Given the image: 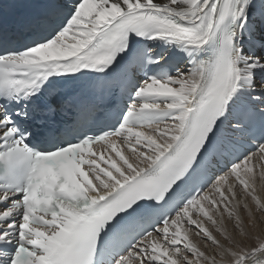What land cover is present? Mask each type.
<instances>
[{
    "label": "snow or ice",
    "instance_id": "1",
    "mask_svg": "<svg viewBox=\"0 0 264 264\" xmlns=\"http://www.w3.org/2000/svg\"><path fill=\"white\" fill-rule=\"evenodd\" d=\"M3 13L0 264H264V239L243 244L221 219V243L193 218L226 214L247 235L236 185L264 212L253 154H237L245 139L264 154V0H48L15 27ZM118 80L115 124L50 121L88 107L67 81Z\"/></svg>",
    "mask_w": 264,
    "mask_h": 264
},
{
    "label": "bare ground",
    "instance_id": "2",
    "mask_svg": "<svg viewBox=\"0 0 264 264\" xmlns=\"http://www.w3.org/2000/svg\"><path fill=\"white\" fill-rule=\"evenodd\" d=\"M258 159V161L254 160ZM261 161V162H260ZM264 164V154L258 153L253 155V159L250 162V166H253L255 173V189L256 195L264 202V176L261 173H264V167L261 165ZM243 175V171H242ZM258 176V177H257ZM229 183H234L233 178H229ZM207 189L206 191H208ZM236 198L232 200V204H238V212L243 221V228L247 235H241L239 230L234 227V220H230L225 214L223 218L213 211L211 214L217 221V225L214 226L211 222L207 221L206 218L198 217L195 213L193 215L194 219L203 220L204 226L209 229V231L219 240L221 243H226L225 238L221 235L220 232L216 231V227L220 225L221 219H223V224L227 230V234L234 237L236 240L240 241L243 244L252 245L256 243L257 239H264V212L258 211L255 203L251 200L250 197L245 196L244 190L236 185ZM247 204L248 207L245 208L244 204ZM231 206V205H230ZM188 225L185 224L183 226L184 229H188ZM189 236V240L198 247L201 252H204L206 256H213L216 253V249L214 245L208 241L202 234L198 235L196 231L189 230L187 232ZM183 252V248H182ZM190 258H192L190 256ZM217 259L219 257L217 256ZM203 264H207V262H203Z\"/></svg>",
    "mask_w": 264,
    "mask_h": 264
},
{
    "label": "rangeland",
    "instance_id": "3",
    "mask_svg": "<svg viewBox=\"0 0 264 264\" xmlns=\"http://www.w3.org/2000/svg\"><path fill=\"white\" fill-rule=\"evenodd\" d=\"M256 161H258V159L256 160ZM261 162V161H260ZM258 177V176H257ZM239 186V185H238Z\"/></svg>",
    "mask_w": 264,
    "mask_h": 264
}]
</instances>
